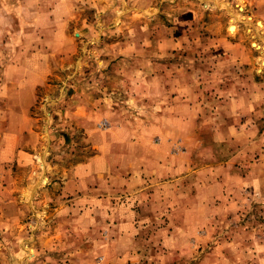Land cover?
Masks as SVG:
<instances>
[{"label":"rangeland","instance_id":"374dc122","mask_svg":"<svg viewBox=\"0 0 264 264\" xmlns=\"http://www.w3.org/2000/svg\"><path fill=\"white\" fill-rule=\"evenodd\" d=\"M254 2L0 0V146L17 142L0 151V264H264V203L208 199L198 154L213 72L264 70ZM175 81L196 127L163 119ZM167 143L191 155L177 178Z\"/></svg>","mask_w":264,"mask_h":264},{"label":"crops","instance_id":"0c3cea01","mask_svg":"<svg viewBox=\"0 0 264 264\" xmlns=\"http://www.w3.org/2000/svg\"><path fill=\"white\" fill-rule=\"evenodd\" d=\"M244 1L246 8L247 4L253 3V0ZM255 1L256 15L264 20V0ZM254 16V13L250 15L253 18ZM263 20L261 23L264 25ZM241 50L239 48V51ZM260 55H264V49L259 52L258 56ZM258 59L259 57L255 58V65H253L256 71L259 70V66L256 65ZM247 65V63H233L231 64L233 69L230 70H226L227 66H225V75L218 69L213 72L214 85L210 86L215 89V92L210 98H213V104L208 116L210 138L213 145L209 143L207 147H204L202 140L200 153L198 152L199 156L201 155V158L207 162L205 178L209 185V193L213 192L208 199L219 198L224 204L223 209L227 211L236 206L235 197L241 195L242 198L244 192L253 198H260L264 203V70L261 75L253 76L254 69L251 70L252 67L248 68ZM235 66L238 71L234 69ZM256 75L258 76L255 77ZM258 77L260 79H257ZM40 80H37L36 85L41 82ZM180 82L182 81H175L174 84L169 83L172 94L168 96L171 101L167 103H171L172 108L165 107L166 102L163 101V119L171 121L170 128L183 129L189 125L194 127L203 112V107L199 104L200 99L193 98V96L191 98L186 96L184 99V95L175 92L174 88H179ZM173 104L176 106L173 107ZM164 127H168V121L167 124H163ZM179 133H183V131H179ZM163 134L170 135L172 132L163 131ZM7 143L8 140L2 136L0 151L5 150L8 153V151L17 150V142L14 141L15 145L13 146ZM217 145H223L226 153L223 155L218 153ZM169 153H172V146L168 143L164 144L163 175L177 178L185 172L184 169L188 166L185 159L191 155L170 154L169 157L164 158ZM103 154L106 155L105 152ZM97 162L105 165L106 159L101 158ZM84 167L91 169L90 165ZM77 169V173H81L84 168ZM205 181L206 179L201 180L202 183ZM212 206L216 207L215 204ZM218 208L221 209V206L219 205Z\"/></svg>","mask_w":264,"mask_h":264}]
</instances>
